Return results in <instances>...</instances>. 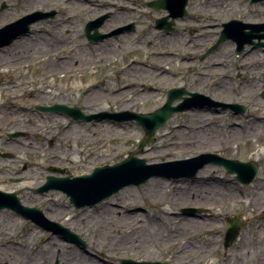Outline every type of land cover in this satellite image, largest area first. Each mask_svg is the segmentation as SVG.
I'll return each instance as SVG.
<instances>
[{"label": "rangeland", "instance_id": "rangeland-1", "mask_svg": "<svg viewBox=\"0 0 264 264\" xmlns=\"http://www.w3.org/2000/svg\"><path fill=\"white\" fill-rule=\"evenodd\" d=\"M61 1L64 8L71 7V0ZM1 2L0 27L40 5H26V0ZM187 8L189 16L178 19V30L154 31L153 35L148 30L149 34L139 36L133 52L115 62L111 69L92 71L81 65L89 64L95 58L107 60L110 53L121 52V46L129 45L127 40L133 33L127 35L125 32L116 39H108L99 45L100 53L85 48L71 52V34L77 25L79 27L82 17L71 22L70 10L54 18L44 17L33 32L0 46V63H4L9 58L27 55L37 47L46 48L49 34L55 35L49 44H57L58 37L62 39L57 56L48 62V66L42 63L36 68L16 72L14 68H5L13 72L0 68V76L11 77L13 81L40 78L39 84L29 86L19 94L17 90L12 93L11 89L0 92V102L9 103L8 108L18 104L22 111L28 109L24 118L28 122L16 120L7 127L10 131L16 129L10 133L12 140L5 149L13 154L0 152V170L10 168L14 175L22 170V175L29 178L11 184L0 181V190L19 196L18 191L26 188L20 193L24 205L38 207L48 220L69 228L83 241H70L65 238L62 228L51 226L53 230L46 231L13 210L1 209L0 264H16L21 259H25L22 264H54L57 259L60 264H99L100 257L112 264H124V259L160 260L173 264H264V138H256V135L264 134V121L257 120V117H264V44H246L238 54L236 41L226 38L215 49L209 50L221 38V31L228 30L223 24L233 19L246 24L264 23V11H261L264 0H191ZM225 12L230 15L224 16ZM166 14L164 8L151 11L147 23L152 24L155 17ZM115 17L114 21L105 24L111 28L121 23L117 15ZM203 17L207 24L202 22ZM192 24L202 28L194 33ZM253 40L264 42V37H253ZM180 43L181 52L177 53ZM241 64L245 73L238 77L236 70ZM223 80L229 84L231 96L221 88ZM174 87L187 92L173 104L184 102L183 96L192 99V104L198 100L200 103L193 106L196 108L176 112L157 130L156 141L145 144L142 150L139 144L145 133L136 120L118 121L105 117L74 121L64 112L36 111L32 114L31 110L35 104L68 103L78 105L87 113H147L160 108L167 100L169 89ZM212 100L244 105L246 110L238 113L232 107L215 108L210 105ZM192 110L204 112L206 118L190 120L188 113ZM3 116L4 111L0 112V123L8 118ZM232 120H238L245 133L252 137L230 144L232 138L229 136L238 135L230 128ZM191 123L195 128L204 127L206 130L201 134L208 136L201 138L187 129ZM162 134L166 135L168 146L159 140ZM132 135L136 136L127 148L125 140ZM151 149L154 150L149 155ZM207 152L252 161L259 167V174L252 183L243 184L224 166L208 163L195 177L152 176L144 184L127 185L102 202L81 208L70 203L60 190L41 192L38 189L48 175L56 174L50 167L63 168L65 174L75 176L90 173L95 166L120 162L130 155L146 158L149 164H160ZM181 166L184 165L172 167V170L181 172ZM153 179L164 180L166 184L154 186ZM187 184L193 193L176 195L181 192L178 188ZM220 187L239 193L241 199L221 197L232 196V193L214 194ZM30 188L38 190L26 191ZM201 189L207 192L197 195ZM185 209L193 211L185 213ZM237 214L244 222L243 228L237 241L225 248L228 219ZM183 218H193L201 223L198 248L193 251L172 244L179 233L172 234L171 230ZM115 226H119L118 230L112 229ZM26 253L32 254L33 258L27 260Z\"/></svg>", "mask_w": 264, "mask_h": 264}, {"label": "water", "instance_id": "water-1", "mask_svg": "<svg viewBox=\"0 0 264 264\" xmlns=\"http://www.w3.org/2000/svg\"><path fill=\"white\" fill-rule=\"evenodd\" d=\"M188 0H173L172 5L174 6H185ZM257 1V0H253ZM163 1L159 0L152 4H162ZM180 3V4H179ZM181 3H183L181 5ZM165 5V4H163ZM158 7V5H156ZM23 20L17 21L10 25H7L0 29V45L11 42L16 36L24 32L22 29ZM233 23V22H231ZM239 23V22H236ZM230 24V23H229ZM240 24V23H239ZM228 25V24H226ZM241 25V24H240ZM242 28L235 29L232 33L227 30L223 31L221 38L215 45L217 47L220 42L226 38L232 37L237 42L236 53H241L247 43L255 44L253 41V31L264 29V24H246L241 25ZM251 28L250 32L244 31V28ZM28 30V29H27ZM257 37H264V34L257 33ZM258 44H262L261 42ZM185 92L183 89H170L166 102L158 109L153 112L142 113L132 111H120V112H100L97 114H86L79 108L71 107L63 104H55L52 106L44 107V110L48 111H60L65 112L69 116H73L76 119L81 120H101L105 117L121 120H136L145 130V137L141 141L139 148L142 150L143 146L147 143H152L156 139V131L163 127L169 118L174 113L182 111L188 108L193 101L192 99L185 98V101L173 105V102L179 99ZM194 97L197 96L195 93ZM203 97V96H202ZM214 105H222L224 107H232L236 112L245 111V107L234 104L228 105L225 103L211 101ZM208 163H214L224 165L225 168L231 172L236 173V178L242 183L249 184L252 182L258 174V167L251 161H242L239 159L227 158L221 156L218 153L208 152L202 153L196 157L190 159L176 160L161 164H147L146 158H139L137 156H131L130 158L124 159L121 162L112 165H103L95 167L91 173L84 175H77L75 177H56L49 175L47 182L40 188L41 192L49 189H61L69 197L70 201L75 207L80 208L87 205H95L107 199L114 193H117L120 189L130 184H143L148 181L152 176H166L173 178L180 177H195L198 170ZM181 166V172H176L177 169L172 170V167ZM53 171H61L59 168H53ZM11 208L17 212L23 214L25 217H29L34 221L44 224L45 226L52 229V227L62 228L65 232V238L82 243L79 236L75 234L69 228H63L61 225L48 220L39 208L25 206L21 203L20 199L15 193H7L0 190V209ZM193 210L185 209V213H190ZM52 226V227H51ZM242 226L240 215L228 219V230L226 233L225 246H231L232 242L237 238L239 231ZM55 227V228H56ZM57 230V229H55ZM124 264H173L157 262H135L132 260H124Z\"/></svg>", "mask_w": 264, "mask_h": 264}, {"label": "flooded vegetation", "instance_id": "flooded-vegetation-1", "mask_svg": "<svg viewBox=\"0 0 264 264\" xmlns=\"http://www.w3.org/2000/svg\"><path fill=\"white\" fill-rule=\"evenodd\" d=\"M2 1V2H1ZM1 3H5V0H1ZM157 1V0H71V7L68 6L67 8H64V4L61 0H53L48 2L47 1H41L40 0H26V5H29V3L37 4L40 3V5L33 9L24 12L19 18H24L26 16H30L27 20L26 24H29V32H33L35 30V26L40 24L44 17L45 18H54L57 15L59 16V13L65 12L70 10L71 11V22L75 21L77 17L81 16L82 21L78 27L76 26V30L73 31V34H71V52L76 50H81L82 48H85L87 50L98 51L100 53L99 45L107 41L108 39H116V37H120L125 32L127 35L129 33H133L131 37L127 40L129 43L128 46H121V52L116 53H110L109 56H107V60L103 58H95L93 62H90L89 64H86L84 62L81 67H84L83 69H90L92 71L95 70H101L103 68L111 69L113 66H115V62L121 59L124 60L127 58V55L129 53H132V48L135 47V43L139 41V36L141 38L144 35L149 34V31L152 33L154 31L160 32V33H169L171 31L178 30L177 21L183 20L189 16V9L187 6H190L191 0H189L187 6H186V12H178L174 11L173 13L167 11V14L161 17H155L152 24H148L147 21L150 20L148 14L151 11H161L162 8L157 9L154 6H151V3ZM24 3V2H23ZM25 4V3H24ZM41 5L43 8H41ZM57 6V7H56ZM0 8H3V5L0 6ZM61 9V10H59ZM43 10H47L46 13ZM61 11V12H60ZM117 15L118 19L121 21V23L109 27L105 23L110 22L111 20H115ZM74 18V19H72ZM117 19V20H118ZM44 20V19H43ZM116 20V21H117ZM7 24V23H5ZM4 24V25H5ZM103 24L101 27L100 25ZM148 25V27H146ZM187 26V25H185ZM193 26L192 30L194 33H197V30L201 28L197 24H192ZM188 27V26H187ZM187 29V28H186ZM39 30V29H38ZM27 32L26 34H28ZM23 35V34H22ZM21 36V35H20ZM19 36V37H20ZM55 35L49 34V37L47 38L49 41L46 44L48 49L43 48L40 49L37 47V50H33L29 53H26L27 55H22L19 57H12L6 60L4 63H0V68L3 67L9 68V69H15L13 71H21V70H29L36 68L38 66H41V64L46 63L44 66H48V62L55 58L58 54V50L60 49V46L63 44L60 41H62L61 38L58 37L59 42L56 43H50V38H53ZM183 37V36H181ZM124 39L121 41L123 42ZM38 42H41L38 40ZM133 42V44L130 46V44ZM125 43L121 44L124 45ZM149 44V43H148ZM151 44V43H150ZM137 46V45H136ZM181 43L177 47V53L181 52ZM173 54V53H172ZM4 61V60H3ZM8 72H13L12 70L5 69ZM40 78H31L27 80H15L13 81V78L11 77H5V75L0 76V92H5L7 90L11 89L12 93L17 94L21 93L22 90L26 89L29 86H33L36 84H39ZM14 82V83H13ZM17 90V91H16ZM20 102V100H17ZM27 103V102H26ZM9 103H1L0 102V112L4 111V116H8V118L3 120V123H0V152L6 153L7 150L6 147H8L6 144L11 142L10 133L14 132L15 130L10 131L7 129V127L15 123V121H21L23 123L28 122L25 121V112L28 111V109H25L22 111V108L17 105H13L12 107L8 108ZM47 105V104H45ZM42 106L41 104H35L34 109L32 110V114H35L36 111L41 112L38 107ZM18 108V109H17ZM10 109V110H9ZM10 111V112H8ZM10 114H13V117H11ZM18 130H21L18 128ZM26 170V165L23 166V171ZM0 181L4 183H12L17 182L19 180H24L26 175H22V170L18 171L14 174H12V171L10 168H3L0 170ZM26 188H24L25 190ZM24 190L18 191L19 197H21L20 193H22ZM36 191L37 188H30L26 191ZM22 200V199H21ZM4 245V244H3ZM6 246V245H5ZM25 258L27 260L33 258L32 254H25ZM25 259H21L16 264H22ZM54 264H60L59 259L55 261ZM64 264V263H62Z\"/></svg>", "mask_w": 264, "mask_h": 264}, {"label": "bare ground", "instance_id": "bare-ground-1", "mask_svg": "<svg viewBox=\"0 0 264 264\" xmlns=\"http://www.w3.org/2000/svg\"><path fill=\"white\" fill-rule=\"evenodd\" d=\"M224 10L227 11L226 8H224ZM261 11H264V10L261 9ZM229 15L230 14L228 12H225L224 13V16H229ZM201 20H202L203 23L206 22L205 19H204V17ZM205 24H207V23H205ZM213 65H214V63L211 65V67ZM222 65L223 64H221L220 66H222ZM243 67H244L243 64H241L238 67L239 69L236 70V74H237L238 77L242 76V74L245 73V70H244ZM206 71L207 70L205 69V72ZM228 87H229V84L226 81L223 80L222 81L221 88L226 92V95L231 96V93H229V91H228ZM150 91H153V90L150 89ZM238 94H239V91H238ZM188 118L193 121L195 118L202 119V118H206V117H205L204 112L199 111V110H192V111H190L188 113ZM257 120L258 121H264V117L263 116L262 117H257ZM230 128L233 130V132H234L235 135L238 134L236 136H232V135L229 136L230 138H232V139L229 140V143L230 144H232V142H238V140L239 139L241 140L242 138L248 139V137H252V135H249V134H246L245 133L244 127L241 124L238 123V120H232L230 122ZM187 129H189L190 131H192L194 134H198L199 137H201V138L208 136L207 134H201L203 131L206 130L204 127L195 128V124H193V123H191V125ZM117 133H119V132L117 131ZM135 136L136 135H132L130 137V139L127 138L125 140V144H126L125 147H127V148L131 147V145H132L131 141L134 140ZM256 138L257 139H263L264 138V134H258V135H256ZM159 140L160 141H164L166 143V145H167L168 140L166 139V135L165 134L160 135V139ZM155 147L156 146H153V148H155ZM170 149L171 148H169L168 150H170ZM153 150L154 149H151L148 152V154L151 155L152 152H153ZM171 153L172 152H170L169 154H171ZM153 183H154V186H158L160 183H165L166 184V181L161 180V179H153ZM188 186L189 185L187 184V185H185V187L178 188V191H181V192H176V195H180V194L185 195V194L193 193V190L190 188V186L189 187ZM206 192H207V190H202L201 189V190H199V192H197V195H203ZM213 192H214V190H213ZM213 192H212V194H213ZM230 193H232L233 195L232 196L222 195L221 197L222 198H227V197L232 198L233 197L235 200H240L241 199V196L239 195V193L236 194L234 192H231V190H229V188L220 187L218 190H216V192H214V194H216V195H220V194H230ZM173 220H175V218ZM180 221L181 222L180 223H177L176 225H174L173 228H172V230H171L172 234L173 233H179V236L178 237H175V239L172 240V244H173V246H175V245L178 244V245H180L181 247H183L187 251H193L196 248H198V245H197V237L202 232V229L200 228V226H201L200 224L201 223H200V221H197V220H195L193 218H183ZM108 224L109 223H107V225ZM118 228H119V226H115L112 229H117L118 230ZM122 232L123 231H121L120 233H122ZM161 233L162 234L164 233V229L161 230ZM183 240H186V241L184 243H182ZM68 257H71V256H68ZM98 263L99 264H105V263L106 264H112L111 262L106 261V260H104L101 257H100V260L98 261Z\"/></svg>", "mask_w": 264, "mask_h": 264}]
</instances>
